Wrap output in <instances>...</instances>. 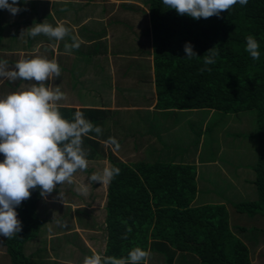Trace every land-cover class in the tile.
Here are the masks:
<instances>
[{
    "label": "trees",
    "instance_id": "trees-1",
    "mask_svg": "<svg viewBox=\"0 0 264 264\" xmlns=\"http://www.w3.org/2000/svg\"><path fill=\"white\" fill-rule=\"evenodd\" d=\"M143 2L149 22L143 34L150 36L154 107L169 111L212 109L237 117L238 112L253 109L255 161L237 164L246 175L252 171L253 176L241 179L245 184L242 198L237 199L240 194L236 193L222 201L191 206L196 192L193 164L140 160L129 166L109 152V167L119 168L120 173L107 183L104 255L126 257L131 249L140 247L160 254L163 264H171L173 256L183 252L191 255L192 264H250L248 246H255L244 243L241 235L248 228L232 216L264 217V0H248L244 7L237 3L220 17L198 20L178 15L162 0ZM2 30L0 9V39ZM246 35L259 42V60L253 61L245 52ZM186 43L193 45L198 57L187 58ZM145 48L141 45L139 49ZM212 48L218 53L215 63L205 65L203 55ZM57 106L65 119L81 111L98 127L105 113L101 109ZM97 135L91 132L82 138L88 159L100 155L94 138ZM3 159L0 154V162ZM29 191L30 198L16 208L22 231L1 241L11 264H29L21 247L35 236L43 220L35 211L40 189ZM248 231L253 234L254 229ZM258 231L264 244V229Z\"/></svg>",
    "mask_w": 264,
    "mask_h": 264
},
{
    "label": "crops",
    "instance_id": "crops-1",
    "mask_svg": "<svg viewBox=\"0 0 264 264\" xmlns=\"http://www.w3.org/2000/svg\"><path fill=\"white\" fill-rule=\"evenodd\" d=\"M38 1L41 8L39 17L41 23L45 21L53 26L60 23L69 29V35L64 38L62 43L56 41L55 39H50L47 36L40 35L35 45L32 46L33 48H36L39 43V45H48L50 48L47 46V59L49 60L54 59V56L58 55L55 60L61 67V76L56 78L57 82L48 80L45 83L51 84L53 87L59 86L61 91L65 94V99H68L70 103L62 104V102H64V99H62L63 101L61 100L56 102L57 105L70 106L76 109L78 107H86L105 111V113L102 114L103 119L100 126L102 131L94 137L98 143L96 148L101 151L100 155L98 154L93 158H87V169L85 171L78 170L75 173V176H81L80 178L83 179L84 183L88 182V177L92 173L101 171L105 167H109V152L123 163L132 166L135 162L123 161L121 159L122 155L119 156L116 152L118 150L130 151L131 149H129V145H131L132 149L138 148L137 150H140L147 144L149 145L151 131L148 130L146 133H143L141 129L136 127L135 122L133 121L140 119L135 117L132 118V116H134L132 115V112L136 111V114L140 115L138 111L143 109H146L147 111L154 109V112H151L152 116L155 114L157 117L158 115L156 114H159V112L162 111V118L170 116L174 117V120H176V115L178 113L196 111V109L169 111L159 110L154 107L155 93L153 86L152 63L148 66L149 78H147L146 75L142 76V78H139L140 87L130 88V85H135L134 83L136 78L134 75L137 76L138 74L136 73L137 67H142L143 65L137 60H135V62L133 60L135 58H132V55L139 53L141 55H145V58L151 56V46L148 49V46L144 44L146 48L144 47L145 49L143 51L139 48L138 50L130 48L131 42L136 36L138 43L143 45V42L139 40V38H141L139 36H144L142 33L143 29L149 27L148 17L146 16L148 26H140V29L135 20H128V16L124 19L125 15L123 16V14H126L127 11L134 10V8L138 7L134 6L136 5L134 4V0ZM19 3L24 4L22 0L19 1ZM128 5L129 7L132 6L131 9H128ZM140 9L143 10L142 8ZM135 16L138 17V15ZM128 21H131V23L134 22V24L128 25ZM14 26L15 28L11 34V40L13 43L10 44L9 52H25L28 49L26 47L31 46L25 41H23V46L22 44L17 43L16 31H18V27L16 26V21ZM73 37H75V41L79 44V48L73 49L70 53L66 52L64 50V45L65 43L71 44L73 42ZM46 39L52 40L50 43L55 44L54 50L53 47L50 46L49 42L46 43ZM44 47L46 46H43V48ZM33 48L27 50L29 53L26 55L35 53ZM68 54L69 57L66 56ZM60 55H62V59L60 58ZM76 59L77 62L80 61L85 64L83 71L85 76L88 77L95 85H99L97 88L98 95L92 96V101L89 104L80 105L72 103L71 101H73V99L69 97L70 95L67 93L69 90L71 91L74 89L72 88L73 82L80 74V68H77L78 63L77 65L75 64ZM14 61L15 60H11L10 63L14 64ZM71 65H76V67H74V69L73 66L70 68ZM132 77L134 79H131ZM66 81H68L69 84ZM19 83H22V80H19ZM127 84L129 86H127ZM144 85H147V87ZM16 86V81L13 86L8 83V93L13 92L12 89L15 91L17 88ZM146 97L149 98L146 99ZM127 111H130V113ZM141 114H143V116L140 115L141 119L144 120V113L141 112ZM128 126L131 127L128 128ZM133 130H135V132ZM110 139H115L116 144L110 143ZM153 141L155 142V140ZM159 146L160 144L155 146L151 144L145 147L143 151L149 150L151 152H158L160 150ZM203 162L204 166H209L210 163H215V161L213 162L209 160H205ZM226 162L229 163V161ZM194 164L199 166L200 162L196 161L193 165ZM224 164L227 165L226 163ZM227 167L230 166L228 165ZM233 167V171H231L232 169H229L228 174L224 175V181L225 177L235 179L234 177L236 173H234V170L235 168H238V165ZM203 172L205 173L204 177L201 175H196L194 177L196 183L195 198H197V202H199L198 204L207 202L198 201V199L209 201L213 198L211 195L209 197V194L212 192H218L221 195L224 194V189H227L224 187L222 190H218L219 186L210 188L208 187V184L204 186L200 180H206L209 182V180H212V177H210L207 172ZM222 173L223 170H221L219 174ZM89 189L90 194L88 197H90V200H88L87 204L79 202L80 195H78L79 197H76L77 199L70 198L69 201H59L53 199V201L57 202L55 211H52L55 216L46 218L39 216V218L43 220L39 225L35 236L32 239L25 241L21 247L23 257L29 262V264H82L86 255L90 256L93 253H98L105 256L104 251L107 237V230L105 228L106 192L103 196H97L96 191L101 189V185L98 182L90 185ZM228 192L231 191L228 190L226 193ZM219 198L223 199L227 197L219 196ZM65 209L69 212L65 211ZM101 211H103L104 218H102L100 223L93 224L92 226L87 225V227L84 226V224H87L85 220L89 219L88 217L91 216L93 218V216L97 215ZM76 214H79V217H77ZM17 218L19 220V217ZM82 233L84 236H81ZM67 236L72 239H77L78 236L79 241L77 239L76 244L71 243V239L68 240ZM4 238V236L0 235V264H11L10 257L6 252L5 246L1 243ZM30 248L34 250L28 251ZM146 252H148L149 255L145 260L141 261L140 264L164 263V259L160 254L155 253L154 251ZM190 256L191 255L187 252L174 255L171 260V264H192L193 259Z\"/></svg>",
    "mask_w": 264,
    "mask_h": 264
},
{
    "label": "clouds",
    "instance_id": "clouds-1",
    "mask_svg": "<svg viewBox=\"0 0 264 264\" xmlns=\"http://www.w3.org/2000/svg\"><path fill=\"white\" fill-rule=\"evenodd\" d=\"M19 0H0V9L13 16L21 9ZM169 9L181 16L193 19L220 17L237 3L244 7L248 0H162ZM31 38L44 35L62 41L69 35L63 24L33 23L21 31ZM71 44L65 43L66 52L78 49L79 44L72 38ZM245 52L253 61L260 59V44L252 35L245 36ZM187 58L198 57L191 43L184 45ZM218 53L214 48L203 55L205 65L214 64ZM61 67L55 59L34 57L16 61L12 66L0 59V78L15 82L23 80L22 88L0 97V235L14 238L22 231L16 208L22 201L30 198V189H40V196L47 198L57 185L71 184L74 173L85 171L88 167V152L83 147V137L91 132L100 134L102 129L85 118L84 113L76 111L72 118L65 119L57 103L65 99L60 87L45 82L59 78ZM110 143L116 144L115 139ZM120 169L112 166L94 172L88 182L80 184L76 191L87 195L93 183H110ZM59 198L62 194L59 192ZM148 252L140 247L131 249L126 257L102 256L98 253L86 255L82 264H140L148 257Z\"/></svg>",
    "mask_w": 264,
    "mask_h": 264
},
{
    "label": "rangeland",
    "instance_id": "rangeland-1",
    "mask_svg": "<svg viewBox=\"0 0 264 264\" xmlns=\"http://www.w3.org/2000/svg\"><path fill=\"white\" fill-rule=\"evenodd\" d=\"M24 4L18 3V7L21 9V11L16 14L12 15L7 10L1 9V18H2V25L3 30L1 33V39H0V59L7 60L9 62V66H12L11 60L19 61L21 59H27V58H34V57H48V45H37L36 48H33L32 46L35 45L37 39L40 37V35H37L35 38L29 37L27 34L24 36H21V31L24 29L30 28L33 23H41L40 22V5L38 0H22ZM135 7L138 6L145 10L147 12V7L144 4L143 1L145 0H134ZM31 2V4H29ZM9 3H11V0H9ZM137 8V7H136ZM143 11L141 13L139 10L135 9L131 11H127L124 19L128 16V20L133 19L137 23V26L140 29V26H148L147 24V13ZM135 15H138L136 17ZM146 16V17H145ZM137 18V19H136ZM132 20V21H133ZM16 21V26L18 27V31L16 34L17 43L24 44L23 41L30 44L31 47L27 46V50H30L33 48L35 50V53L31 55H26L29 53V51H18L16 53H10V44L13 43L11 40V34L15 28L14 23ZM14 22V23H13ZM128 25L134 24V22L131 23V21L127 22ZM147 28V27H146ZM143 33V32H142ZM42 35V34H41ZM20 37V38H19ZM139 40L143 42V48L148 46V49L150 47V36H139ZM52 40L46 39L47 42H51ZM64 40L59 41L62 43ZM16 43V42H15ZM133 44V45H132ZM43 46H46L43 48ZM50 46L53 47V50L55 48L54 43H50ZM141 44L138 43L137 36L135 39L133 38L130 48L138 50L140 48ZM19 48V46H18ZM25 48V49H26ZM48 48H50L48 46ZM65 50V49H64ZM50 53V52H49ZM26 55V56H23ZM58 55L54 56V59L57 58ZM69 57V54L66 55ZM65 56V57H66ZM62 55H60V58ZM138 57V58H137ZM132 58L134 61L137 60L138 62L142 63V67H137L138 75L134 77L135 85L131 86L130 88H137L140 87V81L139 78H142V76L146 75L147 78H149L148 69L149 64L151 63V56H149L146 60L145 55L141 54H134L132 55ZM145 58V59H144ZM62 59V58H61ZM140 60V61H139ZM136 62V61H135ZM80 68V74L75 78L73 82V90H69L67 93H69V97L73 99L71 101L75 104H89L92 101V96H97V88L99 85H95L92 83L91 80H89L88 77L85 76L83 73L85 64L83 62H77V59L75 61V64ZM80 63V64H79ZM76 65H71L70 68L73 69L76 67ZM147 65V66H146ZM147 70V71H146ZM135 74V72H134ZM131 79H134L133 77ZM51 81H56V78L50 79ZM49 80V81H50ZM68 83V81H66ZM8 83L10 85H14V82L9 81L6 78H0V97L8 94L9 87ZM26 83L31 82H25L22 80V83H19V80L16 81V89L22 88ZM75 83V85H74ZM69 84V83H68ZM149 84V82H148ZM127 86H129L127 84ZM147 87V85H144ZM68 89V88H66ZM14 91V89H12ZM149 97H146L148 99ZM63 101V100H62ZM70 101L68 99H64V102L62 104H69ZM148 103V102H144ZM153 108V107H152ZM130 113V111H127ZM141 116V112L144 113V120L141 119L140 115L136 114V111L132 112V118L135 117L137 121L135 122V126L138 127L143 131V133H146L148 130L151 131V139L149 145L153 144L154 146L157 144H160V150L158 152H151L149 150L143 151L145 147L149 146L148 144L144 147H142L140 150L132 149L131 145H129L130 151L126 150H118L116 153L117 155L121 156V159L125 162H136L139 160H145V161H162V162H174V163H186V164H193L196 161L200 162V165H195V172L197 175L205 176V172L209 174L210 177H212V180L206 181V180H200L202 181V184L206 186L208 184V187L214 188V186H219L218 190L224 189V194H221V197H229L231 198V194L239 193L240 196H237L238 198L244 197L243 194V186L245 185L242 183L243 178H251V174L253 176V172L251 171L250 175L245 174V170H243L242 167L235 168L234 173L235 179H231L230 177H225L224 181V175L228 174L229 169H232L233 171L234 167L237 164L240 163H246L247 165L254 163L255 156H254V148L257 147V140L254 137V110H244L238 112V117L236 114L232 113H221L216 110L212 109H196V111H187L178 113L176 115V120H174V117L166 116L165 118H162V111L159 112L157 117L152 116L151 112H154V109H151L147 111L146 109H143L141 111H138ZM149 112V113H148ZM187 114V115H186ZM185 115V116H183ZM183 116V117H181ZM187 116V117H186ZM154 117V118H153ZM143 118V117H142ZM131 126H128V128ZM134 127V126H133ZM207 129V130H206ZM132 130V129H131ZM135 132V130H133ZM156 132V133H155ZM154 135V136H152ZM157 135V136H156ZM156 136V137H155ZM156 138V139H155ZM155 140V142L153 141ZM157 140V141H156ZM120 149V147H119ZM230 150V151H229ZM205 160L209 161H215L214 164L210 163L209 166H204ZM226 161H229L227 163ZM226 163L227 165H225ZM230 167H227V166ZM223 167V168H222ZM223 170L222 174H219ZM230 171V172H231ZM81 176H75V173L72 177V183L69 184L65 182L63 185H57L56 190H54L50 195L47 196V198H42L40 196V199L36 203L35 211L37 212V216H43L46 217H52L55 216V214L52 211H55V206H57V202L53 201L59 200V201H69V199H75L76 197H79L80 195V201L83 204H87L88 200H90V197L88 195L90 194V189L88 190L87 195H82L76 191V188L83 184V179L80 178ZM219 180V181H217ZM197 182V180H196ZM101 189L96 191L97 196H103L107 190V184H100ZM100 188V187H99ZM231 191L226 193L227 191ZM59 192L62 194V199L59 198ZM246 193V191H245ZM101 194V195H100ZM213 197L211 201L217 202L222 201V198H219L218 192H212L209 194ZM255 195V193H254ZM102 198V197H101ZM236 198V197H234ZM77 199V198H76ZM99 199V198H98ZM233 199V198H232ZM198 201H208V200H201L198 199ZM78 202V201H77ZM99 204V202H98ZM100 205V204H99ZM191 206L199 205L197 203V198H193V200L190 202ZM229 210V219L232 216V211L227 207ZM65 211L69 212L67 209ZM77 217H79V214H76ZM233 218L236 217V223L244 222L243 226L245 228L251 229L253 228V234L255 233V236L252 234V231H246L241 235V239H243L244 243L248 245H254L255 248H249L248 246V256H249V262L250 264H264V244L260 243V238L262 235L258 236V229L263 228L264 229V217H260L259 219H251L245 214H236L234 213ZM89 219H86L85 222L87 224H84L85 227L92 226L93 224L100 223L102 218H104L103 211L99 212L97 215L93 216V218L90 216ZM232 219V218H231ZM81 236H84L82 233ZM103 236V235H102ZM67 239H71V243L76 244V241L79 237L71 238L67 236ZM66 239V240H67ZM59 242V241H54ZM34 248V247H32ZM28 249L34 250V249Z\"/></svg>",
    "mask_w": 264,
    "mask_h": 264
}]
</instances>
